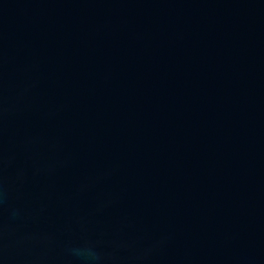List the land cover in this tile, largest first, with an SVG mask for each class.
I'll return each mask as SVG.
<instances>
[{
	"label": "water",
	"instance_id": "water-1",
	"mask_svg": "<svg viewBox=\"0 0 264 264\" xmlns=\"http://www.w3.org/2000/svg\"><path fill=\"white\" fill-rule=\"evenodd\" d=\"M264 264V0H0V264Z\"/></svg>",
	"mask_w": 264,
	"mask_h": 264
},
{
	"label": "clouds",
	"instance_id": "clouds-1",
	"mask_svg": "<svg viewBox=\"0 0 264 264\" xmlns=\"http://www.w3.org/2000/svg\"><path fill=\"white\" fill-rule=\"evenodd\" d=\"M70 251L78 258H80L84 264H97L100 260L99 254L90 245L83 247H73Z\"/></svg>",
	"mask_w": 264,
	"mask_h": 264
}]
</instances>
